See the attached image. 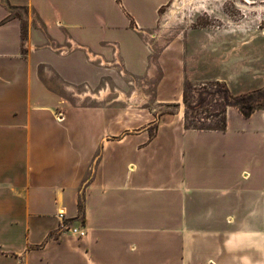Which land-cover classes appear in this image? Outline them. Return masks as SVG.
<instances>
[{
    "label": "crops",
    "instance_id": "0c3cea01",
    "mask_svg": "<svg viewBox=\"0 0 264 264\" xmlns=\"http://www.w3.org/2000/svg\"><path fill=\"white\" fill-rule=\"evenodd\" d=\"M169 1L0 0V264H264V109L199 130L105 99L97 43L134 58Z\"/></svg>",
    "mask_w": 264,
    "mask_h": 264
},
{
    "label": "rangeland",
    "instance_id": "374dc122",
    "mask_svg": "<svg viewBox=\"0 0 264 264\" xmlns=\"http://www.w3.org/2000/svg\"><path fill=\"white\" fill-rule=\"evenodd\" d=\"M27 12L31 14L27 9L14 11L23 19ZM109 16L122 21L113 7ZM91 20L98 25L96 13ZM113 40L97 43L108 57L100 60L106 71L101 84L108 86L105 99L121 97L125 101L126 120L136 106L157 107V117L182 107L190 124L213 127L221 124L228 104L239 103L246 111L264 109L262 0H170L160 11L157 27L146 35L145 46L138 45L134 58L122 61ZM90 78L100 84L95 72ZM52 81L67 92L63 82ZM158 89L162 94L172 92L174 100L161 104ZM78 92L75 100L82 99L80 86ZM101 96L93 91L88 104H96Z\"/></svg>",
    "mask_w": 264,
    "mask_h": 264
},
{
    "label": "trees",
    "instance_id": "16d2710c",
    "mask_svg": "<svg viewBox=\"0 0 264 264\" xmlns=\"http://www.w3.org/2000/svg\"><path fill=\"white\" fill-rule=\"evenodd\" d=\"M26 34H27V25L23 21V37L26 38ZM227 92L229 93V91H227ZM186 95L187 94L185 92L184 93L185 102L187 101L186 100ZM228 105L238 107L245 116H250L255 111V110L246 111V110L242 109V107L240 106L239 103H233V104H228ZM222 114H223V120H222L221 124L218 125V126L211 127V126H202V125H198V124H195V123L190 124L189 120H188V117H187V112L185 111V119H186L185 125H186V128L187 129H199V130H203V129H205V130H209V129L224 130L226 128V125H227L225 110L223 111Z\"/></svg>",
    "mask_w": 264,
    "mask_h": 264
},
{
    "label": "built area",
    "instance_id": "2783aa9c",
    "mask_svg": "<svg viewBox=\"0 0 264 264\" xmlns=\"http://www.w3.org/2000/svg\"><path fill=\"white\" fill-rule=\"evenodd\" d=\"M71 230H72L73 233L79 235L80 237H83L86 234V230L85 229L72 228Z\"/></svg>",
    "mask_w": 264,
    "mask_h": 264
},
{
    "label": "bare ground",
    "instance_id": "6f19581e",
    "mask_svg": "<svg viewBox=\"0 0 264 264\" xmlns=\"http://www.w3.org/2000/svg\"><path fill=\"white\" fill-rule=\"evenodd\" d=\"M173 11H174V10H173ZM106 91H107V90H103V91H102V94H105V93H106ZM108 91H109V90H108ZM108 91H107V92H108Z\"/></svg>",
    "mask_w": 264,
    "mask_h": 264
}]
</instances>
